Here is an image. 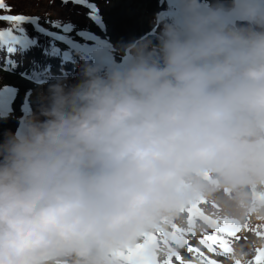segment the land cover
I'll use <instances>...</instances> for the list:
<instances>
[{"label":"clouds","instance_id":"obj_1","mask_svg":"<svg viewBox=\"0 0 264 264\" xmlns=\"http://www.w3.org/2000/svg\"><path fill=\"white\" fill-rule=\"evenodd\" d=\"M174 6L154 42L82 63L0 133V264H126L193 205L264 223V0ZM257 250L250 234L227 264Z\"/></svg>","mask_w":264,"mask_h":264},{"label":"rangeland","instance_id":"obj_2","mask_svg":"<svg viewBox=\"0 0 264 264\" xmlns=\"http://www.w3.org/2000/svg\"><path fill=\"white\" fill-rule=\"evenodd\" d=\"M19 1L22 2L23 11L26 13L36 10H48L51 12L50 15L54 17L52 32L65 38L54 36L59 41L62 52L67 53L68 56L74 54L79 59H82V57L73 49L74 43L97 45L103 52L109 53L115 60H119L123 55V47L125 45L149 40L154 42L162 26L176 16L175 6H169L168 0ZM204 2L208 3L209 0H204ZM4 35L8 37V34L4 33ZM69 35H77L79 39L71 40L72 38H70L69 40L67 39ZM81 65L79 63L74 65L76 69L74 79L62 81L68 84L76 83ZM36 78H39V76H33L29 79L15 76L8 80L9 83L0 84V133L15 132L22 123L23 118L36 109L38 98L42 93L46 92L47 87L51 84L42 81L41 84L36 85ZM57 80L59 79L55 78L54 82ZM29 83L36 87L31 86ZM13 92L16 93L15 96L12 94ZM204 207L209 209L211 205H204ZM194 222L196 226H194ZM199 223H202V226H199ZM245 225L241 226V230L235 237H227L216 230L215 232H210L206 229L209 226L208 224L199 218H193L191 230L183 229L186 233L184 238L188 240V244L183 247L176 246L170 239L167 245L163 242L165 239L163 233L167 232L170 234L172 229L167 230L165 228L160 232L152 233L156 237L155 255L158 264H162L163 260L167 258V256H163L161 250H167L168 248H172L173 251L176 250L184 264H188L189 261L198 262L199 257L196 253L189 252V247L199 249L209 259L218 261V264H227L229 253H222L219 248H216L215 252H209L204 245L200 244V241L205 235L219 234L228 239L230 247H232L234 243H243L250 234L261 236L260 234L264 233V223L257 221ZM193 232L195 233L194 235L192 234ZM161 244L164 249H162ZM173 259L178 260L172 257L171 263L176 264ZM253 262L254 258H251L247 264H253Z\"/></svg>","mask_w":264,"mask_h":264},{"label":"trees","instance_id":"obj_3","mask_svg":"<svg viewBox=\"0 0 264 264\" xmlns=\"http://www.w3.org/2000/svg\"><path fill=\"white\" fill-rule=\"evenodd\" d=\"M4 4L5 7L0 9V15L34 16L39 29L52 31L54 17L50 15L51 12L48 10L26 13L23 11V4L19 0H4ZM4 33L8 34V37ZM0 35H4V38H0V84L9 83L8 80L16 75L30 77L33 74L47 79V81H52V78L56 76H67L70 72L69 68L73 66L63 57L60 44L54 42L49 36L36 31L27 23L13 24L0 20ZM68 37L78 39L76 35H69ZM72 58L74 60V57ZM12 94L16 95L15 92ZM200 206L213 219H218L222 223L223 218L215 214L213 205L209 209H206L204 204ZM185 217L186 212L182 220L166 225L163 229L171 228L173 224L177 228H188Z\"/></svg>","mask_w":264,"mask_h":264},{"label":"snow or ice","instance_id":"obj_4","mask_svg":"<svg viewBox=\"0 0 264 264\" xmlns=\"http://www.w3.org/2000/svg\"><path fill=\"white\" fill-rule=\"evenodd\" d=\"M4 7V0H0V9H3ZM24 19L25 18L20 15H0V20L8 21L13 24L19 23ZM186 211L188 213L189 231L193 227L194 217H199L218 233L225 234L227 237H235L236 234L241 230L240 226H235L233 222L227 219L222 220L221 226L220 220L210 219L209 216L200 211L198 205H193ZM245 227H247V225H245ZM192 234L194 235L195 233L193 232ZM163 235L165 237V245L168 244L169 239L179 247H183L188 244V240L184 238L186 233L180 228H177L175 224L172 225V232L170 234L164 232ZM260 235H264V233ZM155 241L156 237L152 234H149L145 237L143 243L137 244L134 249L128 250L126 254L121 253L119 255L124 257L126 264H158L154 251ZM200 244L204 245L209 252H215L216 248H219V250L225 254L231 253L232 251L229 240L225 239L223 236L205 235L204 238L200 241ZM188 251L191 253H196L199 257L198 262L189 261L188 264H218V261L209 259L204 255L203 252H200L197 248L189 247ZM172 257H175L178 261H180V264H184V261L181 260L179 254L176 251H173L172 248L167 249V258L163 260L162 264H171ZM235 264H240V261H236ZM253 264H264V250H257V254L255 256Z\"/></svg>","mask_w":264,"mask_h":264},{"label":"water","instance_id":"obj_5","mask_svg":"<svg viewBox=\"0 0 264 264\" xmlns=\"http://www.w3.org/2000/svg\"><path fill=\"white\" fill-rule=\"evenodd\" d=\"M168 3H169L170 5H174L173 0H168Z\"/></svg>","mask_w":264,"mask_h":264}]
</instances>
